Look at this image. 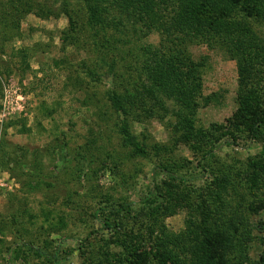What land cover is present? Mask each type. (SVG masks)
Returning a JSON list of instances; mask_svg holds the SVG:
<instances>
[{
  "label": "rangeland",
  "instance_id": "1",
  "mask_svg": "<svg viewBox=\"0 0 264 264\" xmlns=\"http://www.w3.org/2000/svg\"><path fill=\"white\" fill-rule=\"evenodd\" d=\"M16 2L17 8L0 0V264H120L125 250L114 240L127 233L147 247L167 235L179 249L188 220L187 234L199 242L206 225L224 218L238 220L241 240L251 235L239 246L245 255L229 256L258 264L264 256V132L250 138L214 127L227 124L238 107L237 62L220 41L177 34L168 43L205 60L204 97L190 108L157 88L147 72L160 31L113 8L93 24L83 0H21L33 7L28 13ZM65 8L80 31L74 44L64 39L70 28ZM53 11L59 14L47 16ZM230 19L244 21L264 46V17L239 8ZM115 93L127 116L114 106ZM186 119L203 136L188 138ZM124 120L146 155L124 143ZM164 166L186 180H169ZM214 175L225 178V190ZM156 186L167 190V211L153 216L142 197ZM120 202L132 203L134 211L120 218L115 233L102 227L98 208ZM29 245L48 255L34 254Z\"/></svg>",
  "mask_w": 264,
  "mask_h": 264
},
{
  "label": "trees",
  "instance_id": "2",
  "mask_svg": "<svg viewBox=\"0 0 264 264\" xmlns=\"http://www.w3.org/2000/svg\"><path fill=\"white\" fill-rule=\"evenodd\" d=\"M21 5V13H28L33 10L28 3L21 0H10ZM88 6V21L93 24L102 22V13L109 8L119 12H126L134 16L135 21H140L148 30H157L162 34L160 46L154 48L146 61V69L152 83L160 89L167 91L169 95L176 96L182 100L187 107L194 108L200 105V98L203 96V82L200 69L204 66L205 60L194 61L190 52L186 49H175L168 43H173L177 34L186 36L191 41L194 38L211 41L217 39L229 57L237 62L238 68V107L233 116L227 119V124H216L214 127L221 130L223 134L245 133L250 138H260L264 132V46L259 41V37L249 28L244 21L230 19V14L237 9H241L246 14H256L264 17V0H83ZM15 8L17 6L13 5ZM28 6V9H26ZM170 10L171 12H169ZM64 14L70 22V28L65 31V40L74 44L79 38L80 31L77 30V23L74 16L68 9H64ZM169 12V13H168ZM20 13V14H21ZM40 16L41 13H38ZM59 14L58 12L47 13V16ZM164 16L170 18V22L164 20ZM121 21L118 22V24ZM92 72V71H91ZM204 97V96H203ZM208 100V97L205 98ZM112 102L117 110L124 112L126 116L130 110L126 109L123 101L116 93L112 95ZM133 108L136 104L133 103ZM131 108V110L133 109ZM186 135L192 138L202 135L201 129H195L192 120L186 119ZM120 132H122L124 143L133 146V150L139 155H146V145L140 144L133 135L127 120H124ZM254 166H261L258 161L253 162ZM202 169V168H201ZM206 171V168H203ZM169 180H186L185 177L173 170L171 167H162ZM214 173H212L213 175ZM217 187L225 190L222 185L223 180L218 175H214ZM167 188L171 184L166 181ZM149 189L142 197L145 205L149 208V213L156 216L167 211L168 197L167 190L159 191ZM155 192V193H154ZM153 196V199L150 197ZM134 211L132 203L120 202L117 205H100L98 214L102 227L107 230L119 233L122 228L120 218L125 214ZM255 212V208L253 207ZM148 213V212H147ZM195 216V215H194ZM206 218V217H204ZM156 220V217L154 218ZM206 220V219H205ZM243 222L239 220V222ZM188 228L179 235L177 241L184 244L179 249L173 248L174 242L169 236L158 244L143 246L139 241V236L134 233H127V237L114 240V243L124 248V260L120 264H244L229 256V253L241 251V245L248 242L251 235L245 232L242 240L237 236L239 226L238 220L232 221L221 219L210 222L206 225L203 238L196 242L192 238L191 220H188ZM211 224L214 227L211 228ZM236 224V225H235ZM185 241V243H184ZM176 242V241H175ZM28 249L34 254L42 256L48 255L46 249L35 245H29ZM59 250L56 251V254ZM54 253L52 256L56 257ZM19 257V253H17ZM258 264H264L262 255Z\"/></svg>",
  "mask_w": 264,
  "mask_h": 264
}]
</instances>
